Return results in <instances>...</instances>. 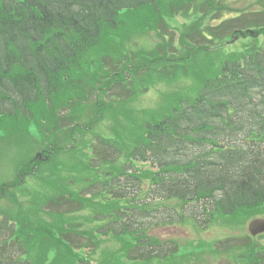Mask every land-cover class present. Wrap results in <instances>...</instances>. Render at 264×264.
I'll list each match as a JSON object with an SVG mask.
<instances>
[{"label":"trees","instance_id":"obj_1","mask_svg":"<svg viewBox=\"0 0 264 264\" xmlns=\"http://www.w3.org/2000/svg\"><path fill=\"white\" fill-rule=\"evenodd\" d=\"M194 3L195 0H0V127L9 125V120L22 124L24 129L31 118L38 128H42L41 123L55 121L58 110L70 100L75 72L86 60L102 55L99 50L103 40L108 51L114 47L110 37L129 35L123 32L124 14L142 9L163 22ZM250 14L255 15L252 11ZM246 21L241 28L225 22L215 32L201 33L203 41L215 42L221 51L212 64L209 53L202 56L211 46L202 42L190 46L186 64L195 67L192 73L201 75L198 80L202 78L196 82L197 93L180 99L168 114L153 116L143 123L134 147L128 149V162L112 165L116 175L104 181V195L109 192L108 196L117 198L113 190H119L127 196L130 187L158 195L154 202L145 198L140 217H136L138 209H132L129 212L133 220L125 223L122 218L129 212H122L120 218L114 215L108 198L104 213L94 221L107 220L110 225L116 222L118 227L104 225L96 231L72 226L76 221L69 216L97 203V197L69 188L67 175L78 166L89 169L90 165L66 154L69 156L49 170L47 178L38 173L39 180L48 186L45 191L18 188L25 199L18 191L12 192L6 199L11 209L0 202V228L5 225L7 234L4 241L0 240V264H77L79 256L70 241L72 232L95 246L104 238V256L90 255L98 264H141L126 260L136 256H128L130 250L143 251L141 243L147 241V225L137 227L136 218L154 215L161 221L160 207L167 208L158 201L161 197L178 200L185 215L194 214L188 218L196 220L199 210L195 208L202 203L203 211H210V221L218 223L233 216L240 224L246 215L255 214L251 209L264 206V18L258 15ZM240 31L251 41L243 40L239 46L227 42L229 36ZM184 39L181 35L182 46ZM226 45L230 47L228 51L223 49ZM110 156L104 157V165ZM123 175L125 179H121ZM82 178L72 184H84ZM167 217L175 220L173 214ZM11 222L12 227L7 226ZM108 233L116 239H110ZM210 244L204 240L197 247ZM179 249L177 244L171 249L172 257L158 264H182L181 257L176 256ZM109 254L113 260L105 259Z\"/></svg>","mask_w":264,"mask_h":264},{"label":"rangeland","instance_id":"obj_2","mask_svg":"<svg viewBox=\"0 0 264 264\" xmlns=\"http://www.w3.org/2000/svg\"><path fill=\"white\" fill-rule=\"evenodd\" d=\"M221 4L225 8L223 10H234L233 16H235L238 12H246L245 14H242L245 15V18L244 16H241L239 19H237V21L234 22V28L244 27L242 24H247V21L245 22L247 15L251 16V18L252 16L257 17L258 15L264 18V0H223L221 1ZM193 5L195 6H191L189 8L188 6H185L183 10L178 11V13H175L171 18H168V28L163 24L161 20H157L155 17L154 20L152 16L146 12V10L141 9L136 12H128L127 14H124L123 17L125 18H121V21H124L123 32H128L129 35H125L122 37H120V35L113 36L110 37V40L118 49L117 55L120 54L121 56H124L123 49L128 47L132 50L131 54L134 53L132 59L134 60V58L136 57V60L133 63L138 61L143 64L145 62L147 71L144 70V72L135 79L136 75H131L129 73L130 70L128 69L131 68L135 71L137 67H130L131 65H128L123 71L125 73V76L122 80H120V72L122 71H117L118 66L110 64L107 60L104 61L102 59L103 61H98L96 62V64H92L94 70L92 71L94 73H92V71H90L89 68L86 67L85 69L88 71V73L81 71L85 78H83V80L78 83L88 94L87 99L89 101L86 100L85 104H78L82 107L83 112L75 114L73 116V120H71V118L69 119V116L72 115V111L70 110V108H63V113L61 114V116H67L65 120L69 119L68 124L72 123L73 121H80V124H82L84 127H86V125L88 126L91 121L95 119L97 115L96 113L99 111V106L101 103L102 105H104V110H107V115L106 119H104L102 122L100 121L94 127V132H100L101 136L103 137L111 136L112 132L110 129V125H113L115 127V125H117L119 121L127 120L126 118L123 119L125 115H129L132 117L134 116L137 117V119L139 118V122L135 120L134 122L127 123L125 129L131 128L132 130H142L141 128L143 122L145 121L144 119L150 120V117L159 116L160 113L164 111V109H167L168 106L172 105L171 102L175 103L177 99H188V96H194L197 93V89L196 87H192L194 83H192L190 79L183 78L184 73L188 74L189 76L192 75V79L195 81L201 75L195 73L196 71L194 72L195 74L192 73L194 71L193 68L195 67L190 68V66L181 64L182 60H174L170 55H168L167 52L176 51L174 48L181 47L180 42H178V32L173 33V30L176 29V27H174L173 25L183 26L185 23H188V29L186 33L191 31L196 33L199 28L200 30H202V26L200 25H203V27L205 28L207 25L216 26L232 17L221 16V14H226L223 12V10L216 11V14L214 13L210 17L209 13L211 12V6L208 3H204V0H195V3ZM197 9L200 10L199 13ZM188 11L190 17L184 18L182 14H185ZM248 11H253L255 15L249 14ZM194 20H198V22L194 23ZM227 36H229V32H227ZM229 38L228 41H230ZM239 39L240 37H236L235 41H238ZM243 40H246L247 42L251 41L249 38H243L241 43L243 42ZM236 44L237 46H239L240 41ZM243 44L244 43H242V45ZM99 52H101V54L103 53L102 55L106 54L105 56H108L110 59H112L108 51H106L104 40L103 46H100ZM144 56L151 57L152 60H149ZM205 56H207V54ZM167 58L171 60V64L160 68L161 61H164ZM132 59L129 58L128 62L130 63ZM135 72H138V70H136ZM153 72L161 73L162 75H164V77H167L169 79L171 77H176V81H174L175 83H173L164 78L162 80L155 79L154 82H150V74H152ZM96 75L99 76L97 77L98 80L96 79ZM115 76V84L113 85L112 81ZM83 82H85L84 85L81 84ZM87 84L93 85L87 86ZM94 84L97 85L96 88ZM184 84H189L191 85V87L185 91L181 87H187L189 85ZM79 93L80 91L78 88L73 89L71 103H75L80 99ZM96 104L98 105V107H95ZM110 107H112L113 111ZM77 109L78 111H81L80 108L77 107ZM146 110H151V112L153 113L147 114L145 112L144 117H142L143 113L141 112ZM79 114H81V117L79 116ZM110 116H112L113 120L110 119ZM28 126L31 132L37 138L41 139L39 133L40 131L36 126L35 119L31 118L29 120ZM122 131L123 130L120 129V133ZM129 133L132 136H138L137 134H132L131 131ZM50 135V139L53 140L54 133L50 131ZM91 135L92 134L90 133L89 136ZM114 138L117 140V142L120 139L117 136H115ZM126 141V144L130 145V148H132L133 145L131 144L130 139L126 138ZM37 148V144H30L28 142L26 133L24 131L16 130L15 124H10L6 132H3L2 130L0 131V196L3 197V206H6V199L14 190V188H9V185L13 182L12 180L14 179V170L20 169L19 164H22L21 162L30 161L31 154H33ZM51 164L55 165L54 162H52ZM98 172L101 171L98 169ZM67 178L69 179L72 177L67 175ZM31 182L32 185L36 187V181L33 180ZM71 188H76V186H72ZM250 211H254L255 215L264 216V206H261L259 209L255 207ZM249 219L247 222H249ZM243 221L244 219H242L241 223H243ZM167 224L159 223L157 224L156 229H153L154 231H150V234L160 236L163 240V259L168 260V257L166 256V254H169L170 244L168 242L170 239H172L177 240L182 244H186V242L189 241L187 244L188 248L186 252L190 253V255L188 256L191 257H196V254L200 252L201 254L198 258H201L204 261H201L199 264H225V258L223 256L219 257L212 255V252L209 251L210 249H208V247L200 248L197 247L199 244L196 245L195 242H190V240L198 241L202 238L207 237L208 239H210L209 237H214L218 239L217 246L223 247L221 248V250L224 251L225 247L223 246V243L226 241V238L222 233L218 234L214 232L207 233L206 235L202 233L201 235H199L193 233L191 229L184 225ZM220 239L223 240V242L219 241ZM259 241L264 242V237ZM234 242L237 241L235 240ZM226 243H228V241ZM242 244L244 243L242 242ZM225 245L227 246V244ZM250 253L251 246H245L243 254L246 256H250ZM151 254L148 253V256H151ZM184 259L186 261V258ZM192 260L193 259H191V261Z\"/></svg>","mask_w":264,"mask_h":264},{"label":"water","instance_id":"obj_3","mask_svg":"<svg viewBox=\"0 0 264 264\" xmlns=\"http://www.w3.org/2000/svg\"><path fill=\"white\" fill-rule=\"evenodd\" d=\"M250 229L254 233L264 231V219H258L252 222L250 225Z\"/></svg>","mask_w":264,"mask_h":264}]
</instances>
